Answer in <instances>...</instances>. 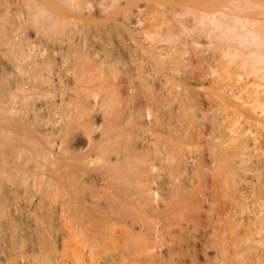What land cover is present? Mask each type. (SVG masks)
Returning a JSON list of instances; mask_svg holds the SVG:
<instances>
[{
    "label": "bare ground",
    "instance_id": "1",
    "mask_svg": "<svg viewBox=\"0 0 264 264\" xmlns=\"http://www.w3.org/2000/svg\"><path fill=\"white\" fill-rule=\"evenodd\" d=\"M0 264H264V0H0Z\"/></svg>",
    "mask_w": 264,
    "mask_h": 264
},
{
    "label": "rangeland",
    "instance_id": "2",
    "mask_svg": "<svg viewBox=\"0 0 264 264\" xmlns=\"http://www.w3.org/2000/svg\"><path fill=\"white\" fill-rule=\"evenodd\" d=\"M32 33V32H31ZM46 102V99L45 98H39V99H36V105L39 107L41 104H45ZM45 108V106L43 107ZM44 111V110H43ZM42 111V113H43Z\"/></svg>",
    "mask_w": 264,
    "mask_h": 264
}]
</instances>
